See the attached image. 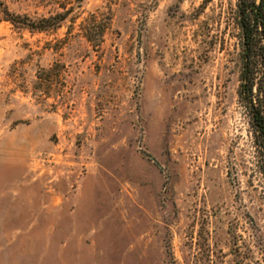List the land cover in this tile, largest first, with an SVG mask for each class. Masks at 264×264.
Wrapping results in <instances>:
<instances>
[{
    "label": "rangeland",
    "instance_id": "374dc122",
    "mask_svg": "<svg viewBox=\"0 0 264 264\" xmlns=\"http://www.w3.org/2000/svg\"><path fill=\"white\" fill-rule=\"evenodd\" d=\"M1 2L0 264H256L264 213L228 174L256 0Z\"/></svg>",
    "mask_w": 264,
    "mask_h": 264
},
{
    "label": "trees",
    "instance_id": "16d2710c",
    "mask_svg": "<svg viewBox=\"0 0 264 264\" xmlns=\"http://www.w3.org/2000/svg\"><path fill=\"white\" fill-rule=\"evenodd\" d=\"M240 12L244 64L238 95L247 118L250 151L247 160L241 165L230 160L228 174L230 181L238 187L240 184L238 174L246 178L244 184L246 192L251 194L264 213V0L257 4L243 2ZM0 15L4 21L16 24L1 0ZM57 17L61 21L64 14H57ZM57 17L43 18L38 23L23 17L19 25L30 30L44 31L58 25L59 21L55 22ZM89 27L90 25L85 28V38L91 42V36L88 35ZM95 27L101 41L106 25L99 22ZM253 241L260 255V260L256 264H264V228L258 229Z\"/></svg>",
    "mask_w": 264,
    "mask_h": 264
},
{
    "label": "water",
    "instance_id": "95a60500",
    "mask_svg": "<svg viewBox=\"0 0 264 264\" xmlns=\"http://www.w3.org/2000/svg\"><path fill=\"white\" fill-rule=\"evenodd\" d=\"M256 2H257V3H259V2H260V0H256Z\"/></svg>",
    "mask_w": 264,
    "mask_h": 264
}]
</instances>
